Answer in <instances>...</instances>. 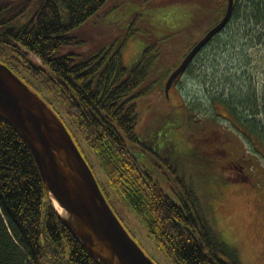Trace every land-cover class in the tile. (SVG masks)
I'll return each instance as SVG.
<instances>
[{"label": "trees", "instance_id": "obj_1", "mask_svg": "<svg viewBox=\"0 0 264 264\" xmlns=\"http://www.w3.org/2000/svg\"><path fill=\"white\" fill-rule=\"evenodd\" d=\"M108 1L0 0V61L19 77L23 70L36 81L21 77L49 106L42 89L56 90L96 152L109 185L127 201L174 264H242L238 250L215 234L210 210L194 190L182 181L183 191L176 198L169 195L141 167L132 150L133 143L153 150L137 133L142 103L137 100L151 92L165 96L167 78L222 19L228 0H147L157 5L186 2L188 10L173 13L179 23L173 40L158 42L148 37L143 56L133 68L124 64L120 49L96 52L93 45V32L99 31V20L94 17L104 12ZM30 9L31 18L21 23ZM239 13H246L244 17L255 19L264 28V0H234L224 29ZM132 33L134 29L127 37ZM179 48L183 54L173 59ZM160 66L166 71L151 75ZM216 100L238 114L237 104ZM245 124L246 129L257 130L256 121L248 119ZM219 151L225 154V150ZM231 166L245 164L231 161ZM248 176L244 173L231 179L249 182ZM0 264H97L52 204L22 135L1 116Z\"/></svg>", "mask_w": 264, "mask_h": 264}, {"label": "rangeland", "instance_id": "obj_2", "mask_svg": "<svg viewBox=\"0 0 264 264\" xmlns=\"http://www.w3.org/2000/svg\"><path fill=\"white\" fill-rule=\"evenodd\" d=\"M153 3L109 0L104 12L94 17L99 20V31L93 32L96 52L120 49L124 64L133 68L143 56L148 37L158 42L173 40L179 24L173 13L188 10L187 3ZM31 10L21 23L31 18ZM244 14L235 16L196 56L169 96L151 92L137 100L142 101L137 133L153 150L135 143L132 150L141 167L169 195L176 198L183 191L182 181L194 190L210 210L215 234L238 250L242 264H264V28ZM182 20L184 24L185 16ZM130 29L134 33L127 37ZM179 34L185 39L184 33ZM182 54L183 49H177L173 59ZM163 67L152 69L151 75L161 76L166 71ZM20 76L37 84L23 70ZM42 95L72 134L130 235L157 264H174L127 201L109 185L96 152L56 90L42 89ZM215 98L237 104L238 114ZM248 119L256 121L255 132L246 129ZM231 161H241L245 167L234 168ZM244 173L249 182L231 179Z\"/></svg>", "mask_w": 264, "mask_h": 264}, {"label": "water", "instance_id": "obj_3", "mask_svg": "<svg viewBox=\"0 0 264 264\" xmlns=\"http://www.w3.org/2000/svg\"><path fill=\"white\" fill-rule=\"evenodd\" d=\"M233 6L234 0H228L222 19L191 48L169 75L165 85L167 96L174 81L186 71L202 48L225 28ZM0 116L22 135L52 204L51 194L67 212V216L58 212L62 220L86 246L97 264H157L114 212L92 168L58 114L1 61Z\"/></svg>", "mask_w": 264, "mask_h": 264}, {"label": "bare ground", "instance_id": "obj_4", "mask_svg": "<svg viewBox=\"0 0 264 264\" xmlns=\"http://www.w3.org/2000/svg\"><path fill=\"white\" fill-rule=\"evenodd\" d=\"M212 40V39H211ZM198 55V54H197ZM193 62V61H192ZM187 70V69H186ZM185 72V71H184ZM183 72V73H184ZM182 73V74H183ZM51 197H52V201H53V204H54V206H55V208H56V210L61 214V215H63V216H67V212H66V210L59 204V202L57 201V199L54 197V195L53 194H51Z\"/></svg>", "mask_w": 264, "mask_h": 264}, {"label": "flooded vegetation", "instance_id": "obj_5", "mask_svg": "<svg viewBox=\"0 0 264 264\" xmlns=\"http://www.w3.org/2000/svg\"><path fill=\"white\" fill-rule=\"evenodd\" d=\"M224 30H225V29H224ZM224 30H223V31H224ZM223 31H222V32H223ZM220 34H221V33H220ZM217 36H219V34H218ZM217 36L214 37V38H212V40H210V41L212 42L215 38H217ZM211 42H210V43H211ZM208 45H209V44H208ZM206 47H207V46H206Z\"/></svg>", "mask_w": 264, "mask_h": 264}]
</instances>
